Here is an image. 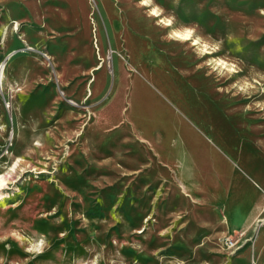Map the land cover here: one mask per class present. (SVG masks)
Returning a JSON list of instances; mask_svg holds the SVG:
<instances>
[{
  "label": "rangeland",
  "instance_id": "374dc122",
  "mask_svg": "<svg viewBox=\"0 0 264 264\" xmlns=\"http://www.w3.org/2000/svg\"><path fill=\"white\" fill-rule=\"evenodd\" d=\"M0 71V264H264V0H0Z\"/></svg>",
  "mask_w": 264,
  "mask_h": 264
},
{
  "label": "snow or ice",
  "instance_id": "6c2138e0",
  "mask_svg": "<svg viewBox=\"0 0 264 264\" xmlns=\"http://www.w3.org/2000/svg\"><path fill=\"white\" fill-rule=\"evenodd\" d=\"M145 2H147V0H145ZM191 35L190 32L186 33L185 36L183 37L184 39H187L189 36ZM0 187H3V184L0 183Z\"/></svg>",
  "mask_w": 264,
  "mask_h": 264
},
{
  "label": "built area",
  "instance_id": "2783aa9c",
  "mask_svg": "<svg viewBox=\"0 0 264 264\" xmlns=\"http://www.w3.org/2000/svg\"><path fill=\"white\" fill-rule=\"evenodd\" d=\"M231 245H234V241L232 239L229 240Z\"/></svg>",
  "mask_w": 264,
  "mask_h": 264
},
{
  "label": "bare ground",
  "instance_id": "6f19581e",
  "mask_svg": "<svg viewBox=\"0 0 264 264\" xmlns=\"http://www.w3.org/2000/svg\"><path fill=\"white\" fill-rule=\"evenodd\" d=\"M185 34H186V33H185ZM185 34H184V35H185ZM2 182H3V179H2V177L0 176V183H2Z\"/></svg>",
  "mask_w": 264,
  "mask_h": 264
},
{
  "label": "water",
  "instance_id": "95a60500",
  "mask_svg": "<svg viewBox=\"0 0 264 264\" xmlns=\"http://www.w3.org/2000/svg\"><path fill=\"white\" fill-rule=\"evenodd\" d=\"M0 84H1V71H0Z\"/></svg>",
  "mask_w": 264,
  "mask_h": 264
}]
</instances>
